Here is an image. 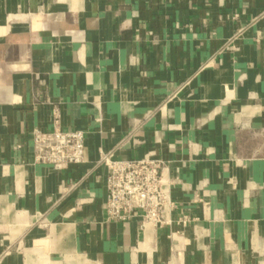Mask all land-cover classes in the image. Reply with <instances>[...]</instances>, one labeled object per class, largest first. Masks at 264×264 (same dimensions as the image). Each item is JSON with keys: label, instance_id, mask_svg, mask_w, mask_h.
I'll list each match as a JSON object with an SVG mask.
<instances>
[{"label": "crops", "instance_id": "obj_1", "mask_svg": "<svg viewBox=\"0 0 264 264\" xmlns=\"http://www.w3.org/2000/svg\"><path fill=\"white\" fill-rule=\"evenodd\" d=\"M105 155L163 163L165 224L107 219ZM0 264H264V0H0Z\"/></svg>", "mask_w": 264, "mask_h": 264}, {"label": "built area", "instance_id": "obj_2", "mask_svg": "<svg viewBox=\"0 0 264 264\" xmlns=\"http://www.w3.org/2000/svg\"><path fill=\"white\" fill-rule=\"evenodd\" d=\"M34 162L64 170L84 163L87 136L81 130H36L32 133ZM101 165L107 170L106 214L110 221L125 222L138 218L141 228L163 225L172 206L163 163L149 157L118 160L105 155Z\"/></svg>", "mask_w": 264, "mask_h": 264}]
</instances>
